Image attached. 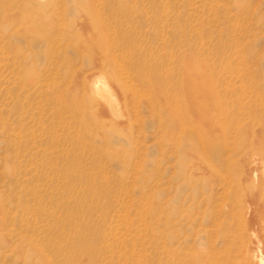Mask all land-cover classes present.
<instances>
[{
	"label": "rangeland",
	"instance_id": "374dc122",
	"mask_svg": "<svg viewBox=\"0 0 264 264\" xmlns=\"http://www.w3.org/2000/svg\"><path fill=\"white\" fill-rule=\"evenodd\" d=\"M261 257L264 0H0V264Z\"/></svg>",
	"mask_w": 264,
	"mask_h": 264
},
{
	"label": "bare ground",
	"instance_id": "6f19581e",
	"mask_svg": "<svg viewBox=\"0 0 264 264\" xmlns=\"http://www.w3.org/2000/svg\"><path fill=\"white\" fill-rule=\"evenodd\" d=\"M92 92L101 100V101H105V103H109L110 102V96H111V90L110 87L108 85V83H104L103 81H99L97 83H95L92 86ZM260 259V258H259ZM260 264H264V258L261 257V259L259 260ZM255 262V261H254ZM255 264H258L257 261L255 262Z\"/></svg>",
	"mask_w": 264,
	"mask_h": 264
}]
</instances>
